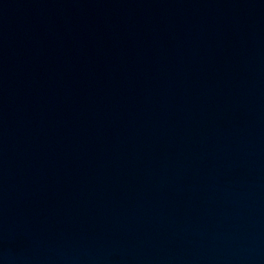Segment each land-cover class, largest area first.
<instances>
[{
    "label": "water",
    "instance_id": "1",
    "mask_svg": "<svg viewBox=\"0 0 264 264\" xmlns=\"http://www.w3.org/2000/svg\"><path fill=\"white\" fill-rule=\"evenodd\" d=\"M0 264H264V0H0Z\"/></svg>",
    "mask_w": 264,
    "mask_h": 264
}]
</instances>
